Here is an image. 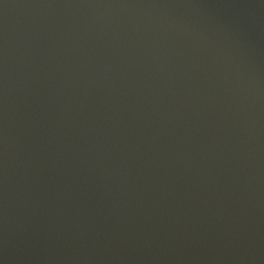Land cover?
I'll list each match as a JSON object with an SVG mask.
<instances>
[{"label": "water", "instance_id": "water-1", "mask_svg": "<svg viewBox=\"0 0 264 264\" xmlns=\"http://www.w3.org/2000/svg\"><path fill=\"white\" fill-rule=\"evenodd\" d=\"M0 264H264L262 0H0Z\"/></svg>", "mask_w": 264, "mask_h": 264}, {"label": "clouds", "instance_id": "clouds-1", "mask_svg": "<svg viewBox=\"0 0 264 264\" xmlns=\"http://www.w3.org/2000/svg\"><path fill=\"white\" fill-rule=\"evenodd\" d=\"M262 3H264V0H262Z\"/></svg>", "mask_w": 264, "mask_h": 264}]
</instances>
